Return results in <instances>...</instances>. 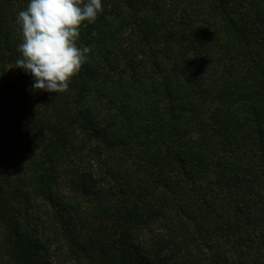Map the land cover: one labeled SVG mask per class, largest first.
Listing matches in <instances>:
<instances>
[{"label":"trees","instance_id":"1","mask_svg":"<svg viewBox=\"0 0 264 264\" xmlns=\"http://www.w3.org/2000/svg\"><path fill=\"white\" fill-rule=\"evenodd\" d=\"M28 2L0 0V165L21 161L13 182L0 168V264L54 263L42 221L11 210L24 185L86 264H264V0H101L57 94L16 68Z\"/></svg>","mask_w":264,"mask_h":264},{"label":"clouds","instance_id":"2","mask_svg":"<svg viewBox=\"0 0 264 264\" xmlns=\"http://www.w3.org/2000/svg\"><path fill=\"white\" fill-rule=\"evenodd\" d=\"M102 12L101 0H29L16 20L23 37L16 68L31 74L33 90H69L91 51L78 46L82 28L95 23Z\"/></svg>","mask_w":264,"mask_h":264},{"label":"rangeland","instance_id":"3","mask_svg":"<svg viewBox=\"0 0 264 264\" xmlns=\"http://www.w3.org/2000/svg\"><path fill=\"white\" fill-rule=\"evenodd\" d=\"M92 144H94L93 139L86 140L81 152H69L68 156H66L63 161L64 165L59 177L58 187H53V190L56 191L55 193L58 192V194L65 198L73 192L74 188L81 184L80 174L84 170V165L81 162V159L84 152ZM116 151L114 156H121L120 153L118 151L116 153ZM121 160H125V157H122ZM20 164L21 161L18 162L16 167L14 166V163L10 161L4 163V165L2 164L3 166L0 165V168L5 172L6 178L9 182L16 180L18 173L17 168ZM19 170L22 171L21 167ZM17 191L21 192V195L16 196L15 200L11 203V210L17 215L18 219L25 220L28 217H35L42 221V232H44L45 236L50 240L48 242V247L51 252V260L54 262L53 264H86V261L81 256L74 253V249L66 241L65 233L62 228L56 220L52 219L56 214V209L46 200L38 196V194H35L28 185H24L20 188L17 187ZM24 192L27 193V196L24 195ZM83 198L85 197L80 199ZM85 206L88 205L85 204L83 200L79 205L80 210H84V208H86ZM72 215L73 214H71V216ZM74 225L78 230V224L74 222ZM82 234L86 236L89 232L82 231Z\"/></svg>","mask_w":264,"mask_h":264}]
</instances>
